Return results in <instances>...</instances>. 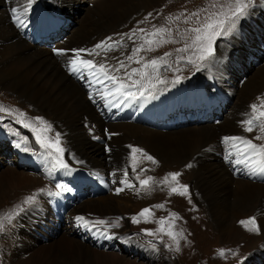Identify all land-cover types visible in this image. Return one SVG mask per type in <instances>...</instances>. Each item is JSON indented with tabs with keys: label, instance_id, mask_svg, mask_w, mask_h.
Returning <instances> with one entry per match:
<instances>
[{
	"label": "bare ground",
	"instance_id": "bare-ground-1",
	"mask_svg": "<svg viewBox=\"0 0 264 264\" xmlns=\"http://www.w3.org/2000/svg\"><path fill=\"white\" fill-rule=\"evenodd\" d=\"M140 1L143 3L141 11H139L140 6L138 7L134 4L133 0H98L92 5L93 10L95 7L96 10L101 9L104 12L109 11L113 7L121 10L119 12L117 9L114 15L115 17L112 20L113 22L110 26H106L110 27V29L103 31L106 27H98L94 32L90 33L87 28L98 25H96L94 19L91 18L92 13L94 14L96 10L93 12L89 10V8V12L86 13V16L81 21V28L74 34L72 33V36L66 37L63 43L60 46L58 45L55 49H91L107 37H114V41L120 40L119 34L117 36L114 35L116 32L126 31L130 25V21L136 19L138 14L147 11V4L155 6L162 0ZM26 3L27 0H0V86L2 88H10L17 91L21 96L33 102L38 112H44L47 118L57 123L55 127L59 130L64 140L65 160L71 163L72 166L71 173L68 176L61 177L56 171H52L51 178H48V171L45 172V177L40 174L34 177L25 171H19L17 168L10 171L9 168H7L0 176V191H5L6 194H4L6 196L9 195L12 197L15 195L20 198L22 202L24 199L20 193L16 192L17 190L19 191L22 189L25 197L37 192V190L41 188H46L54 192L57 191L55 188L56 183H64L68 186V183L74 176L75 181L80 182L82 188L86 182H90L91 185H93L96 197L87 201V203L79 198V202L76 204L77 206H75V208H73L74 210L70 213L72 218L69 215H65L66 221H64L65 219H61L62 211L56 209L55 211L57 214L54 215H58L59 219L57 221L54 220L50 222V219L53 220L52 216L50 217L47 215L43 217L38 223L45 227V229H43L44 232H48L49 230L58 232V229L59 231L63 230L60 224L65 223L67 225L65 231L66 233L68 232V234H63V236H61L57 242L50 245V247H44L37 252H32L23 262H15L16 251L21 248L27 255L31 249L26 246L28 243L25 239L26 237L17 236L16 230L13 229L14 225H11L10 227L12 230L9 236L6 235L1 240L6 244V248H10L11 263L9 264H46L42 257V252L44 251H47L51 256L56 255L60 264H99V258H103L101 264H145V260L141 261L142 263L138 261V258L137 260H131L132 254H134L132 252H144L146 249L153 251L154 249L145 245L140 238L131 235L132 231L129 229L130 222L127 215H129V210L132 209V211L135 212L137 208L139 209L146 205L149 201H155V203H163L165 205L162 209H152L154 216L150 219L151 222L158 220L160 217L167 218L169 217V213L178 214L174 222L180 217L184 220L188 219V217H192L194 220L193 234L195 236V242L198 243L200 247H202L204 243L205 245H211V242L214 245H219L215 244V241H222L223 243L221 242V245L223 246L221 247L227 248L230 246L229 243H231L232 247L234 246V248L238 249L236 243L244 238L240 245H248V248L260 246V248L255 249V252L258 257L262 256V258H264V176L260 182H252L243 177H234L221 160L223 159L222 157H224L225 148L228 147L222 142L223 137L245 136L247 138H253V136L247 133L241 126L242 119L238 117L242 104L236 106L233 111H231L232 113L230 112L231 114L217 127V129L211 128L212 125L199 124L186 128L178 127L177 129H173L171 120H166L162 124L161 129L150 128L137 123L136 120H132L131 123H128L130 118L118 111V105L124 100L123 97L113 100L111 103L112 106L105 105L104 111L101 105L96 106L93 101L87 98L86 95L89 91H85L82 88V83L78 79L79 75L73 74L72 76L67 70L66 65L68 58L71 56L70 51L67 55L58 56L53 50L50 52L48 50H43L41 44H32L21 35L18 27L12 23L13 20L11 19L10 8L16 6L21 9L22 13ZM39 5H44L46 7L51 6L52 8L50 9L54 11L68 7L66 0H47V2H45V0H36L32 10ZM258 7H260L258 13H253L254 16H249V18L252 17L250 25L251 22L256 23L258 18L261 19V17L264 16V3H259ZM180 14H184L183 11ZM248 19L245 20V24L248 23ZM245 27H247V25ZM98 31L103 33H100L97 39H95V34ZM76 39L79 40L77 44L75 42ZM225 50L226 52L228 51L226 47ZM110 54L111 53L108 52H100V55L93 57H87V54H85V58H92L95 61L104 62L113 66H115L118 61L123 60L121 56L117 58L116 55ZM223 58L220 57L218 63L212 65L210 70L207 68L208 72L202 74V79L206 80L205 84L211 79L215 81V77L217 76L220 82H215L213 86L221 91H223L222 83L225 78L221 79L220 74L226 66L225 63H222L224 61ZM121 71L118 73L120 76L124 74ZM217 72H219V74H217ZM214 73H216V76L213 75ZM227 76L230 77V74ZM259 80H264V67L246 81L244 84L245 86L241 89V94L248 95L249 93L252 94L257 91V89L262 86ZM238 83L239 82L235 84L234 82L233 85L235 88L229 91L224 90L223 93L226 92L230 98L233 97L234 94L240 91L238 90L240 88H236L239 86ZM158 90L159 89L156 88L154 91ZM174 96H172V100H174ZM98 97L100 98L99 95ZM185 107L187 110V106H184L178 110L177 113H185ZM109 111L117 121L111 120L109 115L106 116ZM189 111L192 112L193 110L189 109ZM245 119H247V117ZM87 123L90 124L89 128L94 130V135H101L100 139H104V142L101 140L96 143L90 142V137L92 135L90 131L84 127V124ZM104 125L107 126V132H102ZM219 134H221L220 137ZM88 142L91 143L90 146H87ZM129 145L142 148L149 155L153 157L156 156L155 160L157 163L153 164L151 161L144 160L137 154L138 167L134 173L132 170V153L131 148L128 147ZM108 149H110V151ZM188 164L192 166L186 167ZM48 165L51 167L50 163ZM141 169H145V171H141ZM77 170L87 173L79 174ZM124 170L128 171V179L135 187L125 188L124 191L117 194L115 191L116 188L124 187V185L120 183L124 178ZM169 170H171V172L181 173L172 186L176 187L182 185L181 182H186L184 185H188L189 193L190 187L194 191L195 197H193V201L190 199L189 195L181 196L178 193L170 194L171 185H162L159 183ZM31 174L33 173L31 172ZM77 174L81 177L79 178ZM136 174H139L141 179L152 176L154 180L150 182L147 189H141L139 181L135 178ZM183 177L187 181H184ZM104 185L107 187V192ZM137 189L140 190L137 191ZM166 190H169L168 193ZM68 193H71V191L62 194L67 195ZM44 194L48 197V200L44 198ZM166 195L172 196L174 199L171 197L169 198V202L164 203L161 198H164ZM50 200L53 205L58 203V201H55V196H48L47 192L39 193L38 202L46 203V205L42 206L44 208H41V211H38V216H40L44 210L49 209ZM175 203L180 204L179 209L175 208V206L178 205H175ZM198 204L204 206V212H202V214V209L198 210L196 206ZM29 210L31 211L32 209ZM30 211H28V213ZM249 212L252 214L248 215ZM89 213H91L92 216H89ZM202 215L204 219H202ZM77 216L89 217L88 219L93 220L98 219L96 216H99V219H105L113 224L119 218V227L109 228L107 230L109 231L108 234H104L103 226H101L99 231L92 228H83L84 234L86 233L89 235L93 233L94 237L97 236L99 241H103L105 237H108V249H95L93 248L94 246L88 243L90 242L88 239L85 237H78L79 230L77 228L82 226V224L76 221L75 218ZM208 216H211L215 229ZM253 216L256 217V221L258 220L257 225L260 227V233L257 232L256 234L245 235V227L240 221ZM200 221H203V223L200 224ZM154 223L156 224V222ZM169 223H172L171 218H169V221L165 224L166 229ZM20 225H23V218L21 219ZM205 227L210 230V233L206 234ZM127 229H129L127 233L121 232V230ZM185 231L188 233L187 230ZM199 233L201 235H206V237H209L211 240L204 242L201 240ZM214 236H216L217 239H214L216 238ZM117 239H121L122 242H131L130 245L126 246L125 252L119 251L118 245H116L115 242ZM61 241L77 245L82 250L85 249L97 257L92 258L81 252L78 259L74 261L72 260V253L74 252L72 248L60 250L57 246V243ZM109 245H111L113 250L109 248ZM236 249L234 250L236 251ZM18 252H20V250ZM244 253L245 252L242 251L239 253L236 251V254L244 255ZM154 254L156 255L157 253ZM134 255H136V253ZM158 255L160 254H157V256ZM151 260L155 261V264L157 263L155 259ZM167 261H169V259L165 258L164 262Z\"/></svg>",
	"mask_w": 264,
	"mask_h": 264
},
{
	"label": "rangeland",
	"instance_id": "rangeland-1",
	"mask_svg": "<svg viewBox=\"0 0 264 264\" xmlns=\"http://www.w3.org/2000/svg\"><path fill=\"white\" fill-rule=\"evenodd\" d=\"M97 1L98 0H95V1L94 0H66V4L68 7L57 9V10H55V12L61 14L64 17L66 22H70L69 23V29L66 30V33L63 35L61 41H57L56 44L53 43L52 41H47L43 45L41 44L43 50H48L49 52L52 51L53 49L57 48L58 45L60 46L66 37H68L70 35L72 36L77 30H79L81 28V21L86 16V13L89 12V10H92L93 12L96 10L95 6H94L95 8L93 10L92 5L94 3H96ZM45 2H47V0H45ZM210 2H211V0H162L161 2H159V4H157L155 6L147 4L146 7H148L147 11L150 10L149 12L144 11V13L142 12V13L138 14L136 19H133L132 21H130V25L128 26L126 31L118 32V33L116 32L114 34L115 36H117L119 34L118 36L121 39L122 34L131 33L133 29L143 28L146 31L150 32V31H152L154 25L156 27L163 26L166 28H170L172 30V41L173 42L163 44L160 47H156L155 45H153L152 47L155 49L154 51H147L146 50L147 45H146L145 50H142L138 54L139 56H143L144 61H147V60H151L153 58L161 57L166 52L171 53L170 56L166 57V59L168 61V65H170V67L169 66H162L160 68L159 76L161 79L166 80L167 83L157 85V88L159 90L154 91L153 95H151V96L145 95L144 97L138 98L136 100H132V99L125 100L124 99L122 102L119 103L118 111L121 112L124 116H127L130 118V121L128 123H131L132 120H136L137 123L143 124V125L148 126L150 128L161 129L162 124L166 120H171L172 125H173V129H177L178 127L186 128L188 126L198 125V124L199 125H208V126L212 125L211 128L217 129V127L222 122H224L226 120V118L232 113L231 111H233V109L236 106L242 104V106H240L241 110L238 114V117H240L242 120H244L247 117L246 114L251 112L250 105L253 103H259L258 98H264V80H259V83H261L262 86L259 89H257V91H255L254 93H252V94L249 93L248 95L241 94L242 93L241 89L245 86L244 84L246 83V81L249 80L257 71H259L261 68L264 67V16H262L261 19L258 18L256 23L251 22V25H250V20L252 17L249 18V16H252L253 13H258V9L260 8V7H258V4L259 3L263 4L264 0H257V4L253 8L249 9V15L246 18L242 19L240 22L238 35L227 38V39L221 38V39H218L216 42V55L219 58L220 57L223 58V56H224V58H223L224 61L222 63H225V65H226V66L224 65L225 68H224V70L221 71V74H220L221 79L225 78L224 82L222 83L223 84V86H222L223 91L224 90L229 91L231 89H234L235 88V86L233 85L234 82H235V84L237 82H239L238 83L239 86L236 88L237 89L240 88V89H238L240 91H238L236 94H234L233 97L230 98V96L226 92L223 93V91H221L220 89L218 91H213V89L214 90L218 89L217 87H215L213 85H212L213 89H210V90L196 89L197 86L193 85V83L198 84V83H200V81L205 82L206 80L202 79V74L207 73L208 69L205 68V69H202L199 72H197L192 65L187 64L184 61L177 63V55L178 54L176 52V49L183 47L185 42H190V39H188L187 37H190L191 34L188 33L186 38H182V33L185 32V29L192 27V26H196V23H195L196 18L195 17H193L191 19V21H189L188 23H185L184 19H183L184 15H182L180 13H182V11L184 14L192 13V12L197 11L198 9L202 8V7L209 5ZM133 3L136 4L138 7L140 6L139 11H141V9H142L141 7H142L143 3L140 0H133ZM39 6H44V5H39ZM5 7H7V6H5ZM47 7L52 8L51 6H47ZM117 9L118 8L113 7L109 11H105V12L100 9V10H96L94 12V14L92 13L91 18L94 19V21H95L94 23L98 26H92V27L87 28V29H89L90 33L94 32L98 27L99 28L100 27L105 28L106 26H110L111 23L113 22L112 20L115 17L114 15H115ZM118 10H119V12L121 11L120 9H118ZM119 12H117V13H119ZM99 13H101V14H99ZM149 13H151L150 16H149ZM175 15L176 16L180 15V17H182L180 19H182V20H175L174 19ZM200 15H201V19H202L204 16V13L201 12ZM255 16H256V14H255ZM146 17H147V19H146ZM170 17L173 18V22H171V23L169 22ZM246 19L249 20L247 24L244 23ZM96 20H97V22H96ZM12 23L14 25H16L13 21H12ZM89 25H91V24H89ZM246 25H247V27H245ZM108 29H110V27H106L105 29H103V31L108 30ZM100 33H103V32H101V31L96 32L95 39H97V37L99 36ZM140 35L141 34L137 33V36L133 37L132 40H129L126 36H124L123 41H122V47L114 48L113 50L108 51V53H111L110 55L114 54V55H116L117 58L121 56V59H123L125 61V63L128 64L127 69H122L121 72H123V73L125 71H130L131 68L141 67V64H138L135 61L129 63L126 60V57L128 55L132 54V49L134 47H137L140 44L144 43V41L139 38ZM78 41H79L78 39L75 40L76 44L78 43ZM36 44H38V42ZM229 46H230V49H229ZM225 47L228 49L227 52L225 50ZM124 49H125V51H124ZM231 50H232V52H231ZM100 52L101 53H107V52H104L102 50H100ZM225 52H226V54H225ZM230 52L232 55L230 54ZM182 55H187V53H184ZM123 56H124V58H123ZM234 62L237 63L236 66H233ZM129 64L131 67L129 66ZM115 65H117V64H115ZM176 68H179L180 71L179 72L174 71V69H176ZM149 71H151V70L149 69ZM217 74H219V72H217ZM228 74H230V77L227 76ZM213 75L216 76V73H214ZM72 76H73V74H72ZM176 76H181L182 79H181L180 83L173 84L172 81L175 79ZM78 79L80 80V78H78ZM90 79L91 78L89 77L85 80V82L88 85H82V88L85 91H89V93H87V95H86L88 99H90L89 98L90 94L93 95V93H94L93 98L97 99L96 97H97L98 91L96 90L95 87L98 85H91L90 86L89 85ZM133 79H138V77L134 76ZM215 79H216L215 81H212V79H211L210 81H207V83L220 82V81H218L217 76L215 77ZM187 82H191V83H187ZM110 86L111 85L109 84V87ZM101 87L102 86H99L98 88L101 89ZM133 90H135V89H133ZM172 96H174V100H172ZM198 96H203V100L207 103V105L204 107L203 110H200L196 107V104L198 102ZM93 98H92V101H94ZM109 99H111V98H109ZM98 101L100 103H102L103 106L104 105L112 106L111 103H107L105 100L101 99ZM222 101H223V103H221L220 107L215 105L217 102H222ZM0 105L4 106L5 108L12 109V110L23 111L27 114L28 118L35 117V116L43 117L47 122H49L52 125L53 131L50 133V135L54 136L56 132H59V130L56 129V127H55L57 124L56 122L47 118L45 116L44 112H40V111L38 112V110L35 108L36 105L33 102L24 98L17 91H15L13 89L2 88L0 86ZM182 106H187V110H186V107L184 109L185 113H177L178 110H180ZM189 109H192L193 111L191 112V111H189ZM107 115H109L111 120L117 121L116 119H114L113 114L110 111L106 114V116ZM0 116H2L4 118L2 121H0V176L7 170V168H9V171L14 169V168H17V169H19V171H21V170H22V172L25 171L31 176L37 177L40 174L41 176L44 177V174H45L44 168H48L49 165L45 166V164H44L38 168L36 165L31 167L30 163H28L27 160H25V162L23 163L24 159H22L21 162H19L20 161V152H19V150L15 149L12 146V143H11L12 139L8 138V137H11L13 135V132L16 130H19L22 135L29 136L30 140H31L32 134L29 132L28 129H24V128H22L21 125L16 124L15 120L11 116H9L7 113H0ZM188 123H190V124H188ZM5 125H8V127H5ZM89 125H90L89 123L84 124V127L86 129H88L90 131V134L92 135L90 137V142L96 143L99 140L104 142V139H100L101 135H99V134L94 135L95 132L93 129L89 128ZM106 128H107V126L104 125L102 132H107ZM6 129L11 130L12 132L5 131L2 134V131L6 130ZM250 134L254 137V136L258 135L259 133L256 130H254ZM3 135H6L8 137L3 136ZM220 135L221 134H219V137H220ZM257 142L258 143H264V140L257 141ZM61 143H62V146L64 147V140H63L62 135H61ZM91 143L88 142L87 146H90ZM37 150L39 151L38 148H37ZM226 152H227V147L224 150V154H223L224 157H222L223 159H221V160L224 162V164L227 166V169L230 171V173L234 177H243V178L248 179L252 182H260V178L262 177V174L264 175V171L257 169L258 174L253 175L251 169H249L247 166L235 165L234 163H231L229 160H226L225 159ZM28 155H33V154L25 153L24 157H26ZM64 156H65V154H64ZM160 158H162V157H160ZM232 159H235V156H233ZM23 165H25V166H23ZM69 166L71 169V166H72L71 163H69ZM29 167L34 169V170H30ZM76 168L79 169L78 167H76ZM56 170L60 171V169H56ZM238 171H240V172H238ZM31 172L33 174H31ZM170 172H171V170L166 172L165 176ZM48 173H49L48 178H51L52 170L50 171L49 168H48ZM85 173H87V172H85ZM77 176H79V178L81 177L79 174H77ZM183 180L187 181L184 179V177H183ZM181 184L184 185V184H186V182H183V183L181 182ZM170 185H171V187H173L172 185H174V182H172ZM83 188H90L91 191L86 190V192L84 193V195L86 197H83L82 201H86L85 203H87V201H90L96 197L95 191L93 190V185H91L90 182L89 183L86 182V184L83 185ZM105 188H106V192H107V187L105 186ZM162 189H164V188H162ZM191 190L192 189L190 187L189 197L193 201V197H195V194H194V191L192 190L193 191L192 192ZM168 191L169 190H166L167 193H168ZM16 192L20 193L22 195L23 199L25 198L22 189L19 191L17 190ZM4 193L6 194L5 191H0V216H3L5 213L10 212L16 205L22 204V202L20 201V198H18L17 196L14 195V196L10 197L9 195L6 196ZM2 195H3V197H2ZM171 197L172 196L166 195L164 198L162 197L161 200L164 203L169 202L170 201L169 198H171ZM44 198L46 200H48V197L45 194H44ZM172 198L174 199V197H172ZM38 204H39L38 208L36 206H31L29 208V209H32L31 211L28 209L26 212L21 213L18 217H16L13 220V222L11 224H5L4 229L2 231H0V264L11 263L10 248L9 249L6 248V244L1 241L6 235L9 236V233L12 230L10 227L11 225H14L13 229L16 230L17 236H21V237L25 236L26 237L25 239H26V241H28V243H27L28 245L26 244V246L31 249V251H29L27 253V255L25 254L23 249H21V248L18 249L16 251V254H15V262L16 261L17 262H20V261L23 262V260H25L26 257L29 254H31L32 252H34V251L37 252L38 250H40L41 248H44V247H48V246L50 247V245L57 242L60 239V237L63 236V234L64 235L68 234V232L66 233V231H65L67 229V225L65 223L60 224V226H62L63 230L59 231V229H58V232L51 231V230H49L48 232H44L43 229H45V227L41 226L38 222L43 217H45L47 215L50 217L52 216V218H54L53 221L54 220L57 221L59 219V217H58V215H54L55 208H57V207L54 206L50 200V204L48 206L49 209L44 210L40 214V216H38V211H41L44 208L42 206H45L46 203L38 202ZM156 204H158V203L157 202L155 203V201H149L146 205L140 207L139 209L137 208V210L135 211L136 213L133 212L132 209L129 210V215H127V218L129 219V222H130L129 229L132 231L131 235L133 237L140 238V240L145 245H148L149 247H151L149 244V241L156 244V249L153 251H149L146 249V251H144L145 253L139 252V251L132 252L134 254L136 253V255L132 254L133 256L131 257V260L132 259L137 260V258H138V261H140V262L145 260L144 261V262H146L145 264H151V263L155 264V261H152L151 259H155L157 261L156 264H168V263L169 264H225V263L226 264H264V258H262V256L258 257L256 255V252H255V249L260 248V246L259 247L257 246L256 248L255 247L254 248H248L249 247L248 245H247L248 247L246 245L241 246L240 243H242L244 238L241 241L236 243L238 245L237 246L238 249L234 248V246L232 247L231 243H229V245H230L229 247L223 248V247H221V246H223V245H221L222 241L221 242L215 241V244H219V245H214L212 242L210 243L211 245H205L204 242H208L211 239L209 237H206V235H201L199 233L201 240L204 241L203 242L204 244L202 245V247H200V245L195 242V236L193 234L194 220L192 217H188V219H186V220H184V219H182V217H180L179 219H177L174 222L173 230L177 231V232H179L181 230L183 231V237L180 238V242H179L180 251L176 252L174 250L175 249V243L164 232H157L156 231L158 228L161 227L157 223L156 224L154 223L156 221L144 222L142 220L141 223L136 224V223H133L131 220V217L138 214L141 211V209H143L145 207H151L152 205H156ZM177 204L175 203V205L178 206V207L175 206V208L179 209L180 204L179 203H177ZM196 206H197L198 210L202 209L201 210V214H202V212H204L203 211L204 206L200 205V204H198ZM73 208H75V207H72V211L74 210ZM152 209H154V208H152ZM28 211H30V212L28 213ZM250 214H252V213L249 212L248 215H250ZM65 215L66 214L64 213V211H62L61 219H65L64 221H66V216H67V215L66 216ZM90 215L92 216L91 213H89V216ZM96 217L98 219L100 218L99 216H96ZM22 218H23V225H20ZM86 218H89V217H86ZM208 218L211 221L212 226L214 227L213 220H212L211 216H208ZM202 219H204L203 215H202ZM51 220L52 219H50V222H52ZM256 222H258V220ZM202 223H203V221H200V224H202ZM163 227L165 230H167L169 225H167V229L165 228L166 227L165 225ZM182 227H183V229H182ZM20 228H23V229H20ZM250 228H251V225L248 228H246V227L244 228L245 229V232H244L245 235H248V234L252 235V234L257 233L255 231L249 230ZM129 229L121 230V232L127 233L129 231ZM143 229H150L155 233V235L154 236H147L142 231ZM214 229H215V227H214ZM17 230H19V231H17ZM185 230H187L188 233H186ZM205 232H206V234L210 233V230L205 227ZM258 233H260V231ZM212 235H213V233H212ZM52 236H54V237H52ZM83 237L88 239L90 241L88 243L91 246H94L93 248H95V249H99V250L108 249L107 246L105 247V244L107 242H104V244H100V245L98 242L97 243L93 242V238L94 239L98 238L97 236L94 237L93 233H91L89 235L85 233ZM214 237H216V236H214ZM208 238H209V240H208ZM219 238H220V236H219ZM214 239H217V237ZM115 242H116V245H118L120 252H122V251L125 252L126 246L131 244L130 241H123L122 242L121 239H117V240H115ZM169 244H171L173 246L172 250H170L168 247H166V245H169ZM225 244H227V243H225ZM57 246L60 248V250H66V249L72 248L73 249L72 251H74L72 253V260H74V261L78 259L79 254L81 252L84 255L90 256L92 258L97 257L93 253H90L89 251H87L85 249L82 250L77 245L70 244L69 242H66V241H61V242L57 243ZM196 246H197V251H196ZM110 249L113 250V248H110ZM234 249H236V251L238 253L241 251L245 252V253H244V255L243 254H236V251ZM19 250H20V252H18ZM220 250H224V255H220ZM154 253H157L160 255L157 256V254L155 255ZM238 255H239V257H238ZM227 256H229V257H227ZM42 257H43V261H45L46 264H60L59 263L60 261L58 260L57 256L56 255L51 256L47 251L42 252ZM165 258H168L169 261L164 262ZM141 259H143V260H141ZM98 260H99L98 261L99 264H101V261L103 260V258H99ZM147 260H150V261H147ZM140 262H138V263H140Z\"/></svg>",
	"mask_w": 264,
	"mask_h": 264
},
{
	"label": "snow or ice",
	"instance_id": "snow-or-ice-1",
	"mask_svg": "<svg viewBox=\"0 0 264 264\" xmlns=\"http://www.w3.org/2000/svg\"><path fill=\"white\" fill-rule=\"evenodd\" d=\"M36 0H27V3L21 9L13 6L10 8L11 19L17 27H26L27 21L23 18L26 14L32 10ZM257 4V0H211L210 4L194 11L190 14L184 15V22L188 23L193 17L196 18V26L185 29L182 33V38H186L187 34L191 36L187 37L190 42H185L183 47L176 49L177 52V63L181 61L192 65L197 72L202 69H211L214 63L219 62V57L216 55V42L218 39L230 38L239 34V25L242 19L249 15V9L253 8ZM201 12L204 13L201 19ZM151 13H149V16ZM180 16H176L175 20H180ZM147 19V17H146ZM169 22H173V18H169ZM137 33L141 34L139 38L144 41L137 47L132 49V54L126 57V60L131 63L135 61L141 64L139 68H131L130 71H125L123 76L118 75L121 69H127L128 64L124 60L118 61L117 65H108L104 62L95 61L92 58L96 55H100L99 50L108 52L114 48L122 46L123 37L126 36L129 40L137 36ZM172 41V30L166 27L153 26L152 31L148 32L145 29H133L131 33H124L121 35L120 40H113L112 37H107L105 40L100 41L91 49H53V52L60 55H67L70 51L71 56L67 60V70L71 74L79 75L81 79L91 78L89 85H101V89L98 90V94L102 100L107 103H112L113 100L123 97L125 100L144 97L146 94L151 96L154 94V90L157 85L167 83L159 76V70L162 66H169L166 57L170 56L171 53H164L163 56L153 58L151 60L144 61L143 56L138 54L145 50L147 45V51H154L152 47H160L163 44L170 43ZM187 53V55H182ZM149 69L151 71H149ZM174 71L179 72L180 69L176 68ZM86 74V75H85ZM136 76L138 79H133ZM182 77L176 76L172 81L173 84L180 83ZM109 84L111 85L109 87ZM135 89V90H133ZM93 98L92 94L89 96ZM111 98V99H109ZM259 103H253L250 105L251 112L247 113V119L241 121V126L248 133H252L256 130L259 134L253 138H247L245 136H225L222 138V142L227 145V152L225 159L229 160L235 165H245L251 169L253 175H257V169L264 171V143H257L255 141L264 140V98H258ZM0 113H7L11 116L16 124H19L24 129H28L32 134L31 140L29 136L22 135L19 130L13 132L14 139L11 140L12 146L24 153H31L37 156L38 159L44 162L45 166L51 164V169H64L71 171L69 163L65 160V148L61 143V134L56 132L55 135H50L53 131L52 125L47 122L43 117L35 116L28 118L27 114L23 111L12 110L5 108L0 105ZM4 118L0 116V121ZM8 127V125H5ZM131 148V159H132V170L135 173L138 167V157L140 155L144 160L151 161L153 164L157 163L155 158L145 152L142 148L128 146ZM39 149V151L37 150ZM110 151V149H108ZM235 156V159H232ZM79 162V161H78ZM191 164L186 167H191ZM50 169V171H51ZM145 171V169H141ZM181 175L180 172L168 173L161 183L162 185L171 184L177 181ZM124 178L120 181L124 187L116 188V193L124 191L125 188H134L135 186L128 179V171L124 170ZM135 178L139 181L141 189H147L150 182H153L154 178L148 176L145 179H141L139 174H136ZM55 188L57 191H49L46 188H41L24 198L22 204L16 205L10 212L0 216V231L5 227V224H11L13 220L18 217L21 213L26 212L31 206L39 207L38 195L39 193L47 192L48 196L58 197L64 192H69L72 189L64 183H56ZM140 189H137L139 191ZM178 193L181 196L189 195L188 185H178L170 188V194ZM163 203L152 205L151 207H145L141 211L132 216L131 220L133 223L139 224L143 220L149 222L150 218L154 216L152 208H164ZM177 213H169V217H160L156 220V223L161 227L158 228L157 232H164L174 243L175 251L179 252L180 238L183 237V231H174V219L177 218ZM171 218L172 223H169L167 230L164 229V225ZM76 221L82 224L86 228H92L100 230L103 226L104 234L111 227H119V218L113 224L105 219H88L84 216H77ZM240 223L248 228L249 230L259 232L260 227L257 225L256 217H249L245 220H241ZM147 236H154L155 233L150 229L142 230ZM131 239V238H130ZM152 249H156V244L149 241ZM172 250V245H166ZM220 255H224V250H220Z\"/></svg>",
	"mask_w": 264,
	"mask_h": 264
}]
</instances>
